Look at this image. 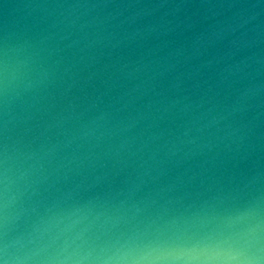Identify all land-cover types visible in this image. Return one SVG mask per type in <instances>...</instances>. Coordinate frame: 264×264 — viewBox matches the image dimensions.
I'll use <instances>...</instances> for the list:
<instances>
[{
  "label": "clouds",
  "instance_id": "obj_1",
  "mask_svg": "<svg viewBox=\"0 0 264 264\" xmlns=\"http://www.w3.org/2000/svg\"><path fill=\"white\" fill-rule=\"evenodd\" d=\"M0 264H264V0H0Z\"/></svg>",
  "mask_w": 264,
  "mask_h": 264
},
{
  "label": "water",
  "instance_id": "obj_2",
  "mask_svg": "<svg viewBox=\"0 0 264 264\" xmlns=\"http://www.w3.org/2000/svg\"><path fill=\"white\" fill-rule=\"evenodd\" d=\"M4 3L15 5L17 3H20V0H4ZM7 12H8L7 9L3 10V12H0V22H2L3 18L7 17Z\"/></svg>",
  "mask_w": 264,
  "mask_h": 264
}]
</instances>
